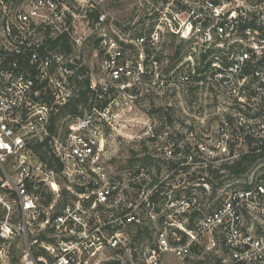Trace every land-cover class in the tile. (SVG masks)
I'll use <instances>...</instances> for the list:
<instances>
[{
  "label": "built area",
  "instance_id": "built-area-1",
  "mask_svg": "<svg viewBox=\"0 0 264 264\" xmlns=\"http://www.w3.org/2000/svg\"><path fill=\"white\" fill-rule=\"evenodd\" d=\"M169 3L122 39L81 0H0V264H264V0ZM82 23L102 52L92 95L50 134L77 96ZM169 37L187 45L180 58L166 57ZM213 95L212 135L178 141L146 119L136 137L149 150L111 177L108 136L137 100L197 115ZM45 138L51 162L32 150ZM156 161L170 166L159 176L145 168ZM236 163L247 167L229 172ZM210 171L235 178L212 204Z\"/></svg>",
  "mask_w": 264,
  "mask_h": 264
},
{
  "label": "rangeland",
  "instance_id": "rangeland-1",
  "mask_svg": "<svg viewBox=\"0 0 264 264\" xmlns=\"http://www.w3.org/2000/svg\"><path fill=\"white\" fill-rule=\"evenodd\" d=\"M170 0H81V4L89 6L93 14L102 12L106 18V29L117 38L126 39L131 35L139 33L147 26L154 24L157 12L164 7H172ZM178 7V6H177ZM81 44L75 48V54L78 56L77 62L80 68L83 66L81 78L87 77L91 72L96 73L97 66L101 59V49L98 44L97 35L89 29L85 23L80 26ZM187 45L175 37H169L164 45L166 57L170 60L180 58L186 52ZM183 101V100H182ZM180 100H164L159 98H147L137 100L133 107L127 111L122 126L117 132L108 136V161L111 163V177L124 176L122 169L133 167V160L139 159L138 154L147 152V146L140 143L136 134L141 131L142 121L150 119L157 128H170L173 136L179 140H186V135L190 130L193 131L195 140L202 139L207 134H213V127L218 123V116L214 110L218 101L214 95L205 102V109L197 115L187 114V102ZM170 103V104H169ZM79 108L75 113H82ZM69 111L63 110L57 120L58 131H64L68 128L71 119L76 116ZM60 126V127H59ZM193 127V128H192ZM147 154V153H146ZM150 156L156 154L152 149ZM147 156V155H145ZM139 164V163H138ZM168 164L156 161L153 164H146L145 168L153 176L164 174L169 169ZM209 183L211 195L208 196L210 204L218 200V189L227 183H233L235 178H218L212 171L205 175ZM211 182V183H210ZM205 200V197L203 198ZM149 231L145 234V239L149 242L152 228L147 223ZM175 260H169L168 264H197L196 260L191 262L184 261L174 263Z\"/></svg>",
  "mask_w": 264,
  "mask_h": 264
},
{
  "label": "trees",
  "instance_id": "trees-1",
  "mask_svg": "<svg viewBox=\"0 0 264 264\" xmlns=\"http://www.w3.org/2000/svg\"><path fill=\"white\" fill-rule=\"evenodd\" d=\"M90 17H95L96 13L93 14V12H90ZM96 41H99V39H96ZM61 48L69 52L72 49V46L70 42L68 41V38L64 36L62 38ZM84 67L82 66L80 68V74L83 73ZM75 84L77 86V96L74 97L72 100L67 102L65 105L60 107L54 114L51 115L49 123H48V130L50 134H56L57 133V120L59 116L62 114L63 110L69 111L71 114L76 115L75 113L78 111L79 108L85 107L88 104V100L90 96L92 95L91 90L89 88V77L75 79ZM60 127V126H59ZM47 139L45 138L41 142H37L32 146L33 152H35L41 159L47 160L48 162H51L52 160V154L51 151L47 145ZM247 167V164H232L228 165L227 169L231 173H239L243 172ZM113 262L109 263L112 264Z\"/></svg>",
  "mask_w": 264,
  "mask_h": 264
}]
</instances>
